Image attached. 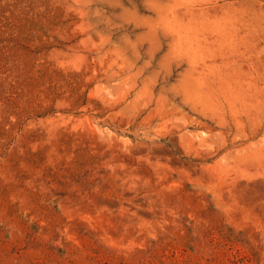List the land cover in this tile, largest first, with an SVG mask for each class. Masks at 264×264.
Here are the masks:
<instances>
[{
	"label": "rangeland",
	"instance_id": "1",
	"mask_svg": "<svg viewBox=\"0 0 264 264\" xmlns=\"http://www.w3.org/2000/svg\"><path fill=\"white\" fill-rule=\"evenodd\" d=\"M263 110L264 0H0V264H264Z\"/></svg>",
	"mask_w": 264,
	"mask_h": 264
},
{
	"label": "bare ground",
	"instance_id": "2",
	"mask_svg": "<svg viewBox=\"0 0 264 264\" xmlns=\"http://www.w3.org/2000/svg\"><path fill=\"white\" fill-rule=\"evenodd\" d=\"M196 65V64H195ZM196 68H197V66H196ZM195 69V66H194V68H193V71H195L194 70ZM201 74H203L202 72H201ZM203 75H206V74H203ZM202 75V76H203ZM209 75V74H208ZM213 75V74H212ZM193 75H191V77H192ZM200 76V75H199ZM201 76V77H202ZM211 76V75H210ZM214 77V76H213ZM195 78V77H194ZM194 78H192L193 80H194ZM196 78H197V76H196ZM198 81H199V78L197 79ZM196 80V81H197ZM196 81H194V82H196ZM191 85V84H190ZM195 84H193V86H194ZM200 87V86H199ZM197 88V87H196ZM197 90V89H196ZM233 91H235V90H233ZM186 92H187V96H185L186 97V99L185 100H187V99H191L193 102L191 103V105L192 104H194V106H195V109L197 108V106H202V107H200V109L201 108H209V107H211V104L209 103V102H207L206 100H208V98L206 99V100H204L202 97L204 96V94H203V96H198V95H201V94H197V93H195V92H189L187 89H186ZM232 93V92H231ZM238 93V92H237ZM231 95V94H230ZM228 96V95H227ZM232 96V95H231ZM207 97V96H206ZM245 98V97H244ZM243 99V98H242ZM191 100H189V101H191ZM232 100V99H231ZM259 101V100H258ZM188 102V101H187ZM233 103L234 102H231V105L233 106ZM256 106V105H255ZM193 108V107H192ZM212 108V107H211ZM238 109H239V107H238ZM202 110V109H201ZM210 109H208L207 111H209ZM213 110V109H212ZM204 111H206V110H204ZM211 111V110H210ZM234 111H236V110H234ZM264 111V110H263ZM258 113V112H257ZM249 115V114H248ZM261 115V114H260ZM260 115H258V116H260ZM257 116V117H258ZM260 118V121L259 122H261V121H263V119H264V113L259 117ZM235 122H236V125H237V129L239 130L241 127H242V123H243V119L242 118H239V117H237L236 116V118H235ZM255 120V122L258 120H256V119H254ZM253 122V121H252ZM257 123H258V121H257ZM243 128V127H242ZM240 132H241V130H240ZM239 134V133H238Z\"/></svg>",
	"mask_w": 264,
	"mask_h": 264
}]
</instances>
